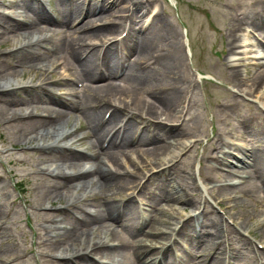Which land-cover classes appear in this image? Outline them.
Wrapping results in <instances>:
<instances>
[{
    "label": "rangeland",
    "instance_id": "374dc122",
    "mask_svg": "<svg viewBox=\"0 0 264 264\" xmlns=\"http://www.w3.org/2000/svg\"><path fill=\"white\" fill-rule=\"evenodd\" d=\"M50 1L53 8L59 9L56 0ZM146 1L156 2V12L162 14L165 23L172 30L179 53L185 57L181 64L180 73L177 75L163 73V82H157L154 89L158 88L157 91H162L164 88L173 85L175 78H179L184 89V100L181 102L177 118L179 120L180 112L183 110L182 117L187 119V125L179 133L184 132L185 129H191L184 140L188 145L192 144L188 148H181L180 144L177 145L178 140L171 139L164 132H161V136L156 139V142L170 144V149H175V152L179 153V156L174 160L175 165L173 167L175 166V170L172 169L175 175L171 177L186 187V191L190 195L189 198L193 201L190 205L170 200L173 196L168 188L171 179L165 173H160L165 166L155 168L158 164L155 163L154 156L151 153H143L150 147L134 148V145L130 148L131 150L128 149L126 155L121 158L120 173L125 175L123 178L127 176L126 174L135 173L137 176L135 185L140 181L144 183L151 176L148 182L151 187L146 191L144 198L153 207L160 205L161 209H172L173 212H179L173 224L199 213L203 209L202 197L204 196L219 202V200L224 201L238 194L240 198L230 203L227 202L222 207L231 206L230 213L234 223L244 232L254 235L257 242L264 243V192L260 180V178L264 180V110L262 108L264 100L257 98L262 94L256 93L251 87L252 83L249 82L256 75L257 68H260L258 65H253L254 62L251 59L256 48L242 44L243 38H246L248 42H253L246 31L250 22H244L245 24L242 26L234 23L238 18L248 19L247 16L253 10L258 12L260 10L258 6H261L259 3L264 0ZM29 6H33L29 0H0V12L5 15L11 14L25 18L22 14L17 13L18 10H22L31 21L34 15L29 10ZM105 6H108L107 2ZM110 12L112 11L109 10L108 13L110 14ZM123 15L125 14L116 15V20L120 22ZM0 22L3 23L2 18H0ZM122 22H120L116 36H119L122 31ZM144 22L145 19L143 25ZM13 24L9 25L12 26ZM141 24L142 22L139 23V26ZM11 26L8 30L0 28V53L14 48L20 43L30 42L35 38L38 40L39 38L52 37L54 31L60 30V27H50L45 23H41V26L44 27L43 32L28 28L16 31L11 29ZM261 31L264 33V27ZM187 37L190 40L188 46ZM52 40L51 38L48 42H42L41 46L51 47ZM188 47L192 50L193 55L191 56L188 55ZM234 47V50L237 49L236 51H232ZM245 50L252 52V54H248ZM41 51L44 53L45 50L41 49ZM38 54H41L40 51ZM45 54H34L28 58L22 56L19 60H16L14 55L0 58L2 59L0 60V85L25 82H39L43 85V77H46L49 81L47 87L52 91V94H49L47 90L38 89L0 97V176L5 177L0 182V209L2 210L0 223L6 225V231L0 237V258L5 261L14 260L17 257L21 258L15 264H54L41 260L43 255H71L74 248L79 249L86 247L88 243L93 245L96 242H101L100 233L104 232V236L107 238L113 230L120 234L124 228L106 221L101 215L95 219H86L84 223L63 221L53 228H50L52 225L50 221L54 218H74L70 214V210L73 208L72 203H77L78 199L83 200L81 204L83 207L94 210L95 206L101 202V200L94 201L95 199L105 195H107L106 200L111 203L116 199H125L128 194L133 192L135 186L133 184L134 186L126 191L110 190L109 188L103 189L97 183L89 185L88 181L82 179L66 186L53 182L46 178L47 176L42 177L41 172L46 170H54L56 173L65 172L70 175L95 172L101 168L107 170L103 162L92 158L89 161H84L81 157L76 158L77 154L66 162L53 164L52 160L66 159L74 153L72 150L43 152L37 149L43 145L52 144L54 136L81 125V136L91 134L90 130H87L88 120L85 115L82 112H75L71 101L64 105L61 96L73 94L77 86L71 83H64L63 86L51 84L52 80H59L64 71L54 68V77L49 72L45 73L59 61L57 53ZM155 54L156 51L150 52L146 56L147 60ZM232 65H237L239 84L233 80ZM161 70H163V66L156 68L154 73ZM120 71L121 68L118 72ZM260 72L264 71L260 69ZM198 73H201L205 78H201ZM146 76L148 75H145L139 67H133L122 80L120 78H107L98 83V86L110 83L119 86L124 92L123 95L118 94L115 97H110L107 96V91H98L97 94L103 97L101 100H114L121 104H129L130 107H133L131 102L137 99L139 106H141L142 102H151V94L153 93V87L146 86L143 79ZM238 90L242 92L239 93ZM68 98L70 97L68 96ZM234 104H237L238 107H234ZM27 112L34 114L32 121L17 122L10 125L7 123L12 116ZM250 115H254L255 121L248 132H244L241 122ZM44 116H50L54 119L45 122L41 120ZM162 119L165 121V117ZM177 122L167 124L173 128L174 125L182 122V118ZM52 128H56V130ZM75 140L76 137L66 138L59 145L78 148L87 155L97 152L92 148L93 139L88 138L82 144L75 142ZM228 141L243 143L248 148H254L253 166L247 167L251 172V178H248L249 181L241 186L242 189L236 191L226 188V185H230L238 176L233 178L220 176L222 173L220 167L209 156L213 152L212 147L217 144L224 146ZM103 143L104 140L101 141V146ZM93 145L95 149L99 148L98 145ZM12 147L14 150L3 154L4 150ZM16 148L18 149L15 150ZM170 151L168 150L166 154ZM259 152L262 154L261 162L258 158ZM33 153L34 156L31 155ZM102 159L105 160V156ZM19 160L26 161L25 165H19ZM148 164L155 165L148 166ZM152 168L154 170L149 171ZM195 168L199 170L197 173H195ZM192 169L194 172L193 179L188 174ZM209 178L212 180H208ZM156 181L158 186H156ZM22 182L26 189L23 194H21L19 187V183ZM197 183L203 187L205 193L199 190V187L196 186ZM70 191H74L72 198H70ZM243 191H253V194L244 195ZM178 192L175 196L179 198L186 196L181 190ZM67 204L71 205L69 211L58 210L60 205ZM33 207L39 208V211L34 210ZM48 207L54 208L50 211L46 210ZM59 227L66 229L61 230ZM207 231L214 232L209 227ZM37 232L40 233L41 239L46 241L42 249L35 246V242L38 240ZM81 238L83 243L76 241H80ZM232 239L231 242L225 243V246L234 249L231 259H234L236 264L264 263V250L255 246L256 250L238 238ZM110 244H116V242L110 240ZM30 250L32 253L28 254ZM192 250L199 251V244L193 245ZM123 253L111 255L115 257L116 261L132 264L128 256L129 251H123ZM96 256L101 258L100 255ZM107 258L109 259L108 256L102 257V259ZM88 259V262L81 264H93V260L89 256ZM57 262L55 260V264H58ZM224 263L229 264L228 260ZM220 264L222 263L220 262Z\"/></svg>",
    "mask_w": 264,
    "mask_h": 264
},
{
    "label": "bare ground",
    "instance_id": "6f19581e",
    "mask_svg": "<svg viewBox=\"0 0 264 264\" xmlns=\"http://www.w3.org/2000/svg\"><path fill=\"white\" fill-rule=\"evenodd\" d=\"M137 1L140 0H107L106 2L108 3V6L103 5L102 9L98 10L97 5H92L96 3L95 0H93L92 4L91 0H73L72 3H69V0H59V5L64 13V18L62 19L50 17L45 7L41 5L38 8H32L31 6L28 7L34 15L31 22L25 23L18 20L7 19V23H14L11 26V29L13 28L16 31L28 28L34 31L43 32L44 27L41 26V23L43 22L61 28L68 27L71 29L69 34L67 32H62L55 44V46H57L55 53L59 55L57 66H60L58 68L63 69L65 73L72 72L76 76L79 75L83 79V82H85L81 112L87 117L90 124V132L92 133L95 144L98 146H101L103 138L110 134H113V138L119 137V114L127 110L126 106H130L129 104H122L125 105L122 107L119 102L118 107L114 106V111L109 119L105 120L103 111L106 108H98L94 105L98 99H103V97H100L97 92L107 91V96L110 97H115L118 94L123 95L122 93L124 92L119 86H115L111 83L105 86H94L93 83L106 78L108 73L111 77L116 76L117 72L115 71L121 65L123 66L125 61H131L128 71L129 74L133 67L140 68L145 62H147L146 56L150 52L156 51V54L150 57V59L155 60L153 71L146 72L145 75L148 76L143 78L146 86H149L150 88L153 87L151 102H142L141 106H139V101L137 99L131 102V105L133 106L131 107L130 112L131 118L134 119L137 114L144 113L152 120H159L158 122L153 123L155 129L168 134L171 139L178 140L177 145L180 144V146H183L186 145L184 138L189 135L191 129H185L184 132L179 133L174 132L175 127L172 128L168 126L169 123L177 122L181 119L182 111L180 112L179 120L177 117L181 102L184 100V89L180 84L179 78H175V83L164 88L162 91H157L158 88L155 90L154 85L157 82H163V73L174 75L179 74L181 71V64L185 60V57L179 53L178 45L172 35V30L165 21L161 20L159 14L155 13L156 15L152 17L153 21L150 28H143V30L142 28H136V26H139L141 19L147 17V9L142 6V3ZM86 2L88 4H86ZM130 5H133V9L130 8ZM260 5L261 6H258V8L261 12L256 15V10H253L248 17V22H251L253 30H261L264 27V3H261ZM109 10L112 11L110 14L108 13ZM122 14L125 15H123L120 22L125 19H130V21L134 23L132 29V31L134 30L133 37L130 38V42H128L129 45H126L125 41L108 44L110 37L115 36L117 30L120 28V22L116 20L115 16H121ZM84 17L85 23L80 24L81 18ZM234 23L235 25H241L240 22L234 21ZM0 27L8 30L4 26ZM247 44L248 41L244 39L243 45ZM261 45L259 43L257 44V46L260 49L263 48L264 51V44L261 43ZM126 47H129L131 50L127 51ZM256 54L259 55V52L256 51ZM33 55L34 54H27L25 56L28 58V56L32 57ZM132 57L133 60L131 59ZM101 58L102 62L100 64ZM150 59L148 58V60ZM252 60L254 62L253 65L260 66V63L258 62L264 60V55L263 57H261V55L254 57ZM161 66H163V70L154 73L156 68ZM100 68L102 70L99 72ZM101 72L104 74H101ZM231 73L233 74V80L239 84V72L237 69H233ZM249 82L252 83L251 87L254 91L260 94L261 90H264V72H260V69L257 68L256 75H254ZM4 87L7 86H0V90H3ZM106 101L109 105L114 100ZM30 116L31 115L28 116V119ZM164 117L165 121L162 119ZM248 121L249 119L246 118L241 122V125L243 126L242 130H244V132H248V129H245V125ZM52 129L56 130V128ZM147 132L148 130L144 131V133ZM133 136H136L138 143H140L141 146L145 145V141L141 134H137L136 124L130 121L127 123L124 130L121 144L117 146V143L112 139L107 149L100 153L105 155L106 159L114 169L109 168L103 163L107 170L101 168L95 172H85L77 176V178L88 181L89 185L97 183L103 189L130 190L135 185L136 174H127V176L123 178L121 177L120 172L122 164L121 158L126 155V151L132 145L131 138ZM158 138L159 136L147 140V142H152L153 146L152 148L143 151V153H151L154 156L155 163L157 162L158 164L155 168L171 163L173 161L171 159L177 153L175 152V149H170V144L156 142V139ZM85 140L86 138L79 139L80 142H84ZM232 147H234L233 151L236 153L232 151L215 150L214 153L211 154L213 158H217L216 162L218 165L224 166V170L228 176H235L236 174L232 167V162L240 164L235 154L241 155L249 161L247 162L245 160L246 163L243 162L248 168H251L254 163L253 149H248L239 143H232ZM168 150L171 151L166 154ZM218 154L220 155L217 157ZM83 158H87V156L83 155ZM258 158L261 162L262 154L260 152ZM153 165L155 164H148V166ZM166 170L171 171L170 168H167ZM62 174L67 175L66 178H72V175L66 173H61L59 178H64ZM54 179H56V177ZM69 179L65 180L67 181ZM260 180L263 184L262 191L264 192V180L261 178ZM74 182L75 181L71 183ZM61 184L67 186V184L64 183ZM148 186V184H141L140 182L134 186L133 190L139 189V193H142L148 188ZM170 188L173 194L170 199L172 202L191 205L192 200L189 199V195L179 198L175 196V194L179 193L178 187L170 184ZM70 193V198H72L74 191H70ZM247 193L253 194V191H248ZM106 199L107 197L101 199L102 203L97 205L94 212L86 208L78 207L77 213H79L80 216H75L71 219L62 218L61 220H53L52 223L60 224L63 223V221H66L67 223H84L86 219H95L98 215H101L104 219H110L112 222L117 223L124 228V231L120 234H117L116 230H113V234H111L112 239L115 238L119 243V247L113 248L121 249L114 251L113 255L119 253L124 254L123 251L126 252L128 250L125 247H128L129 255L133 264H210L209 260L210 262H214L213 264H220L227 255V252L223 250V241L221 240V226L223 227V221L221 220L218 221L212 219L206 223L204 217H202L203 213H200L190 217L185 221V224H183L182 227L177 228V224H173V221L177 218L179 212H173L172 209L156 208V212L159 211V214L156 213V215H153L152 213H149V216H145L136 208V195H134V193L129 194L126 200H122L118 204H116L115 201H112V203L108 202ZM1 215L2 210L0 209V218ZM197 219L198 221L201 220V227H210L214 232L212 233L209 231L199 234H193L192 231L187 232L188 226L191 225V222ZM59 229L65 230L66 228L59 227ZM5 231V224L0 223V237ZM102 234L100 233V235ZM81 240L82 238L80 241H76L83 243L84 241ZM197 242H199V252L195 254L189 249V247ZM43 244L44 242L42 241L38 242V246H43ZM105 246L108 245H102L100 247L94 245L92 251H99ZM173 249L176 251L175 258ZM74 250H76V248H74ZM82 250L87 251V249ZM212 253H214L213 256ZM75 256L77 259L82 258L85 260L84 257L86 254H79V252L76 251ZM2 262H4V260L0 258V264H2Z\"/></svg>",
    "mask_w": 264,
    "mask_h": 264
}]
</instances>
